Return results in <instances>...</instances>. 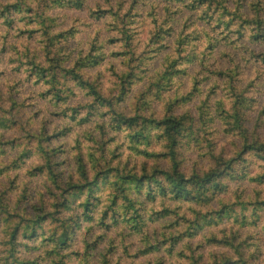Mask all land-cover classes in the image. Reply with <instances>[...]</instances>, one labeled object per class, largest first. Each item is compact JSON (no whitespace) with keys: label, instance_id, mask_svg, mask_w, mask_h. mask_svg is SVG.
<instances>
[{"label":"trees","instance_id":"obj_1","mask_svg":"<svg viewBox=\"0 0 264 264\" xmlns=\"http://www.w3.org/2000/svg\"><path fill=\"white\" fill-rule=\"evenodd\" d=\"M141 1L9 0L0 3V25L7 29L2 34L0 61H4L8 29L14 28L16 36H19L24 33L17 27L19 20L27 18L28 23L35 22L42 36V45L30 54L28 48L26 52L24 49L14 50L18 56L14 69L19 71L23 64L26 65L25 79L29 82L34 77L33 84L44 86L41 92L51 95L49 101L57 116L53 122L49 114L44 116L45 120H40L42 117L38 119L39 111L30 110L29 115L21 113L23 103L20 98H26L25 93L33 94V91L25 92L24 87L18 88L20 81L15 79L10 84L7 79L0 83V136L13 129L24 134L18 137L21 142L17 155L9 164L1 163L0 173L19 169L26 160L33 159L35 161L26 169V174L39 176L44 188L38 192L37 201L30 198L23 203L25 189L19 194L16 188L0 185V264H41L45 254L53 255L51 264H64V259L70 258L68 249L71 242L84 223L96 222L103 229L121 225L129 233H141L152 216L153 221L165 217H173L174 220L164 224L159 231H153L152 235L145 233L144 229L142 236L147 241L146 253L162 247L172 251L182 243L190 251L188 264H197L201 256H194L192 239L204 237V228L226 222L230 224L228 234L207 238L224 250L211 254L212 259L206 264H253L251 258L258 244L250 250L254 246L251 237L243 235L241 230L262 220L264 198L219 200L216 205L213 201L218 194L228 190L226 179L243 180L247 177L252 182H264V173L248 176V172L242 169L247 168L249 160L264 162V137L260 136L264 126V105L257 107V100L264 92L258 98L256 94L259 91L249 93L247 86L242 88L240 79L236 77L242 62L243 67L264 63V0H254L246 9L245 0H161L165 4L163 17L152 13L153 7L148 12L143 11L145 0ZM172 3H184L189 14L177 13L180 8L171 10ZM63 7L85 10L88 17L95 19L109 16L111 29L118 32L124 47L130 46V32L136 21L149 17L154 24L151 38L164 24L172 28L179 26L174 41L178 57L185 51L187 39H199L201 43L202 36L215 29L221 34L217 41L223 40L234 49H238L241 42L243 56L231 55L223 68L211 70V74L222 79L219 82L223 86L219 94L214 93L212 89L219 85L214 82L202 95L194 76L188 90L181 89L183 83L174 82L173 78L179 76L180 71L185 72V68H174L178 58L170 60L163 57V68H154V72L147 75L149 68L143 67L144 57H133L129 52L131 58L126 57L125 61L129 66L125 65L113 73L112 85L117 94L105 95L101 81L106 58L105 41L95 32L85 40L86 48H79L77 54L71 56L64 47L74 40L79 27L73 23L68 29L56 31V19L50 13L54 8ZM149 40L148 46L152 44ZM207 43L206 48L213 46L210 40ZM190 53L188 61H193L196 56L192 55V50ZM132 61L137 62L135 66H132ZM93 68L96 73L91 77L88 70ZM4 72V69L0 70V77L5 79ZM145 78L146 82L142 84ZM253 81L257 85L254 78L249 79L247 85ZM135 83L143 88L136 92L133 110L119 109L118 104ZM76 92H83L89 99L85 102L79 100L73 105L68 100ZM148 98L162 106L161 114L144 112L145 106L146 110L149 107ZM50 107L45 106L46 113ZM104 108L106 110L102 111ZM96 113L106 118L104 124L98 126L103 133L108 132L105 126L114 131H126L134 154L155 159L152 166H147L145 161L138 169L134 164L129 165L127 159L115 163L110 160L109 163L105 155L112 152L111 157H115L117 154L105 149V143L97 148L99 156L88 147L85 158L80 134L75 137L71 134L75 144L67 146V138L73 130L70 122H88ZM223 133L239 142L230 155L222 149L216 152L214 140L206 137ZM85 135L86 139H92L90 133ZM64 137L66 139L61 141ZM153 141L162 142L161 152L139 148V145L150 146ZM202 141H206V151L199 156L208 157L211 162L206 170H200L195 167V162L187 161V150L192 144L200 149ZM4 144L0 141V155L5 151ZM66 146L75 149L74 170L59 168L61 162L56 159L57 152L64 151ZM188 164L189 168L186 167ZM157 201L160 209L154 210ZM181 204L188 206L183 209ZM195 206L207 208L202 211ZM181 209L182 214L179 213ZM38 241L49 247L44 254L35 252L39 247ZM111 241L105 251L99 253L101 264H118L119 259L112 261L109 257L114 248ZM83 243V250H77L74 258L81 264H90L92 244L86 240ZM156 260L157 264H165L160 256Z\"/></svg>","mask_w":264,"mask_h":264},{"label":"rangeland","instance_id":"obj_2","mask_svg":"<svg viewBox=\"0 0 264 264\" xmlns=\"http://www.w3.org/2000/svg\"><path fill=\"white\" fill-rule=\"evenodd\" d=\"M9 0H0V3H5ZM141 1V0H140ZM254 0H245V8H250L249 4ZM89 2H93V0H89ZM142 2V1H141ZM140 2V3H141ZM145 4L143 5V11H150L153 7L152 13H158L159 16L165 14L163 10V6L165 5L161 0H145ZM92 5V4H91ZM139 6V5H138ZM184 3H172L170 6L171 10L175 8H180L177 13H182L181 15L189 14V11L184 7ZM56 19V28L54 30H65L72 26L73 23L78 25V32L74 38V40L69 41L68 47H64V50L70 52L71 56H75L79 50L82 48L83 50L86 48L85 40L89 39L96 32L99 38L105 41L104 44V53L106 55L105 60L103 61L104 68L101 71L102 74V90L106 94H117L115 86L112 85V81L114 80V71L119 72L122 70L125 65L129 66L125 63L127 60L126 57L131 58L129 52H132V56L135 57L137 55L144 57V68H149L148 74H152L154 72V68L157 70H161L162 59L163 57H169V59H177L175 62L174 68L184 69L185 72H179V76H175L173 78L176 84L179 82L183 83L182 90L189 89L192 85V76L198 80V88H200L202 95H205L211 84L216 82L219 84L212 91L217 94L221 91L223 85L219 82L220 77L213 75L210 73L211 70L223 68L222 66L226 65L230 59V56H243L241 42L238 43V49H234L231 45L227 44V42L223 40L217 41L218 38H221V34L218 33L219 30L215 29L208 32V35L202 36L201 43H199V39H187L185 42V51H182L181 56L178 57L175 50L174 41L176 40L177 32L179 30V26L177 28L171 25H163L162 29L159 30L158 34H155L154 37H150V32H152L154 24L152 23V19L146 17L145 20H137L135 25L132 26L131 34V43L129 47L122 46L123 42L119 40V34L117 31L112 30V20L107 17L95 19L94 17H88L85 10H73L68 9L66 7L63 8H54L50 12ZM195 13V12H194ZM180 15V16H181ZM19 18V15H17ZM111 24V25H110ZM171 26V27H168ZM17 27L24 31L23 34L16 36V30L13 28L8 29L7 38L5 41L6 44V53L3 55L4 61H0V70H5V79L0 77V83H4V81L10 80L9 84L13 79L19 80V87H24L25 92L33 91V94H26V98L21 97L20 100L23 103V107L21 108V113L26 112V114H31L30 110L39 111L38 119L45 120L44 116L50 115L49 118L55 122L57 120V116L54 114L56 109L53 108L52 103L49 101L50 96L46 92L44 94L41 92L44 86L41 84H33L34 77L28 82L25 79L26 72L24 68L26 65H22L19 71H16L14 67L18 64V56L14 50L25 51L28 48L29 54L31 52H36L34 50H38L41 47L42 36L40 35V31L37 30V25L35 22L28 23V19L24 18L23 20H19L17 23ZM7 30L5 26L0 25V44L2 41V34ZM158 35L159 37H156ZM151 42L148 46V43ZM160 39L159 41H156ZM107 40V41H106ZM210 40L213 44L212 47H207V42ZM158 42V43H157ZM188 42V43H187ZM25 46V48H24ZM192 50V55L196 57L193 61H188L191 56L190 51ZM26 52V51H25ZM190 54V55H188ZM180 58V59H179ZM26 60V59H25ZM136 61H132V66L136 65ZM113 65L110 68V65ZM129 68V67H128ZM132 68V67H131ZM96 73L95 68L88 70V74L91 77ZM240 80L241 87L247 86V90L249 93H255L256 90L259 91L257 97L259 98L261 94L264 92V63H256V64H248L246 67H243V62L240 65V69L238 74L236 75ZM226 78V77H225ZM254 78L257 81V85H254V81L248 84V80ZM227 79V78H226ZM146 78L142 81V84H145ZM219 82V83H218ZM143 86L141 84H133L130 88V91L123 98L124 100L118 104L119 109H123L126 112H131L133 110V104L136 98V92L141 90ZM6 89V87H5ZM4 89V90H5ZM68 101L73 105L76 104L79 100L85 102L89 99L83 92H76L75 96L70 97ZM149 102L148 110H146L147 105L145 106L144 112L146 114L154 113L155 115H159L162 113V106L157 104L152 99H147ZM80 101V102H81ZM50 110L46 113L45 106H50ZM264 105V95L261 96L259 100H257V107L261 108ZM106 110L105 108L102 111ZM52 113V115L50 114ZM96 113L93 117H90L88 122L76 124L74 121L70 122L72 126V131L70 136L67 138L68 145L73 146L75 144L72 141L71 136L74 137L76 135H81V147L82 152L86 158V149L90 147L93 151L100 155L97 148L105 143V149H109L110 151H114L117 155L115 157H111V153L105 155L106 159L110 163V160L115 163L117 160H128L129 165L134 164L138 169L142 166V162L146 161L147 166H152L153 158L143 157V155H135L134 151L131 149L128 138L126 137V131H114L110 129L108 126H105V129L108 131L107 133H103V131L98 127L100 124H104L105 117H101ZM39 120V121H40ZM47 120V119H46ZM48 121V120H47ZM91 134V138L94 139H86V133ZM120 132V133H117ZM72 134V135H71ZM24 135L15 129L10 130L8 132H3L2 137L0 136V141L5 144L2 145L5 150L3 154L0 155V167L3 165L1 163L9 164L14 156L17 155L21 142V139L18 137ZM220 135V136H219ZM218 136L208 135L209 139L214 140V150L218 152L220 149L226 155H230L233 150H235L236 146L239 144L236 139H234L231 135L223 133ZM261 137H264V126L260 133ZM66 138L64 137L61 141H64ZM11 140H14L13 143L9 144ZM9 142V143H7ZM202 147L197 149L196 145L191 146L187 150L189 162H195V167L200 170H206L211 162L208 157L199 156V153H203L206 151V141L200 142ZM64 147V151L57 152L56 159L58 162H61L59 168L64 170H69L70 168L74 170V155L75 149H71L69 147ZM115 146H118L117 149H114ZM94 148V149H93ZM140 149L146 148L148 151L161 152L162 150V142L153 141L150 146L139 145ZM194 154V155H193ZM199 156V157H198ZM249 158V156H246ZM249 160V159H248ZM35 160H26L23 166L19 169H11L4 173H0V185L9 186L12 188H16L19 190V194L26 190V198L22 199L23 203H26L28 199L32 198L34 201H37L38 192L44 191L43 186L41 185V178L39 176H29L26 174V169L34 162ZM164 163V162H163ZM133 166V165H131ZM145 166V164H144ZM187 168L190 167V164L186 165ZM29 169V168H28ZM244 171L248 172V176H252L254 174L264 173V162L262 161H248L247 168H242ZM13 181V184H12ZM11 182V185L9 183ZM228 183V190L226 192L220 193L215 197L213 201V205H216L219 200H228L233 201L237 199H246V198H264V182L257 183L252 182L247 179V177L243 180H225ZM17 196V195H13ZM183 205V209H185L188 205ZM24 206V205H23ZM154 210H159L160 206L158 201L153 206ZM197 209H201L205 211L207 207H198ZM98 211V210H97ZM96 211V212H97ZM182 209L180 214H182ZM151 213V212H150ZM149 213V214H150ZM148 215V213H146ZM97 213H95V217ZM149 217V216H148ZM262 220L258 222L256 225H247L243 227L241 233L243 235L247 234L251 237V243L254 246L251 247L256 251L254 256L251 258V262L253 264H264V214L262 215ZM150 220V219H149ZM173 217H165L161 220L153 221V216L150 221H147V226L144 228L145 233L149 232L152 235L153 231H159V229L164 224H169L173 222ZM226 229L222 231V229ZM230 228V224L224 223L217 225L211 228H204L202 234L204 237H197L192 239L191 246L193 248V254L195 257L201 256V258L197 259V264H206L212 258L211 254L223 252V247L216 245L211 241H207L211 235H215L217 238L223 236L224 234H228V229ZM144 229L141 233H129L127 228H123L121 225L111 226L109 229H103L96 222L92 223H84L83 228L79 231L71 242L70 248L68 249L70 253V258L64 259V264H81L76 257L75 252L77 250H83L84 243H91L92 246L89 249V252H92V256H89L90 264H101L99 253L100 251L104 252L105 248L108 247L110 241L111 246L113 248V252L109 254V257L112 261H116L119 259L118 264H140L149 262L150 264H157L158 261L156 257L160 256L163 259L165 264H188L191 259H188L190 255V251L182 244H177L172 251L165 250L162 247L160 250L151 251L146 253L145 244L146 238L142 236L144 233ZM153 239L151 243H153ZM39 244V241L37 242ZM126 247V249H125ZM49 248L43 244H39L38 249L35 252H42L44 254L45 250ZM111 248V250H112ZM227 251V250H226ZM66 251H64L65 253ZM74 252V253H73ZM108 252V251H107ZM53 255L45 254L43 255V262L41 264H51V258ZM100 260V261H99Z\"/></svg>","mask_w":264,"mask_h":264}]
</instances>
